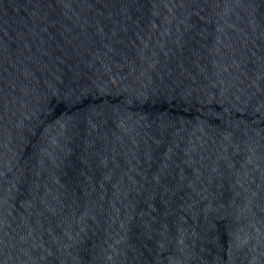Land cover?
I'll return each instance as SVG.
<instances>
[{"label":"water","instance_id":"1","mask_svg":"<svg viewBox=\"0 0 264 264\" xmlns=\"http://www.w3.org/2000/svg\"><path fill=\"white\" fill-rule=\"evenodd\" d=\"M0 264H264V0H0Z\"/></svg>","mask_w":264,"mask_h":264}]
</instances>
